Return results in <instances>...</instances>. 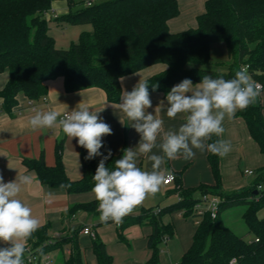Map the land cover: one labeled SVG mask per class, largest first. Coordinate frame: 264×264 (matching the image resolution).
Wrapping results in <instances>:
<instances>
[{
    "label": "trees",
    "instance_id": "trees-1",
    "mask_svg": "<svg viewBox=\"0 0 264 264\" xmlns=\"http://www.w3.org/2000/svg\"><path fill=\"white\" fill-rule=\"evenodd\" d=\"M55 0H0V73L8 72V81L0 91L2 108L11 112L17 105V95L23 94L35 101L45 96L44 82L62 77L67 93L98 88L107 102H120L121 77L136 73L152 65L162 64L166 69L147 81L149 92L166 95L185 78L193 84L203 76L234 78L235 72L246 66L257 83L264 85V0H206L205 11L196 18L195 28L171 33L167 22L179 15L177 0H106L74 9L77 0H61L68 12L54 19L59 26L67 24L82 27L75 43L67 49H58L48 35L46 14ZM84 1V0H81ZM223 44L228 64L221 71L210 66L211 46ZM158 85L153 91L152 85ZM236 117L241 118L250 137L264 155V115L257 102ZM220 139L213 136L212 140ZM212 142V141H209ZM124 150V148H123ZM83 177L78 182L67 178L62 166V144L55 147V164H44L43 158L23 160L27 170L34 171L41 185L63 189L68 194L92 191L93 175L97 166L94 159H85L87 150L79 146ZM102 153L107 155V149ZM113 155L105 162L111 170L116 159ZM207 162L214 178V186L197 190H182L175 176L179 201L162 209H143L134 217L122 219L119 228L127 225H149L151 234L147 246L151 251L150 264H159L160 246L164 239L173 237L170 226L161 224V217L169 212L182 211L191 218L192 209L200 196H218L221 202L217 216L205 214L196 227L190 248L177 264H264V169L257 173L254 184L247 189L229 193L220 192L219 156L207 152ZM65 185V187H61ZM256 192V194H255ZM98 202L81 206L95 210ZM243 205V223L252 241L246 242L226 227L220 214L234 206ZM74 210V209H72ZM80 229L52 240L48 225L39 227L27 241L33 254L58 251L65 247L69 253L62 264H83L78 243ZM91 249L97 264H112L105 245L94 238ZM38 264V263H37Z\"/></svg>",
    "mask_w": 264,
    "mask_h": 264
},
{
    "label": "crops",
    "instance_id": "crops-1",
    "mask_svg": "<svg viewBox=\"0 0 264 264\" xmlns=\"http://www.w3.org/2000/svg\"><path fill=\"white\" fill-rule=\"evenodd\" d=\"M205 1L177 0L179 15L167 22L169 31L178 33L195 28L196 18L205 11ZM51 10L58 11L57 14H53V18L68 12L66 3L61 0H55ZM49 14L50 12L46 14L47 19L51 17ZM79 33L77 31L78 35L75 34L77 38ZM54 42L56 47V40ZM216 54L221 57L222 62H210V66L225 71L229 62L225 46H218ZM165 69V65L157 64L124 76L123 83L120 78L121 92L125 89L131 91L141 78L148 80ZM7 81L8 72L0 73V91L5 87ZM44 86L45 96L35 101L28 100L23 94H18L17 105L11 112L3 110L0 99V174L3 175L4 181L6 183L13 181L17 175H31V184L22 187L18 198L31 207L33 216L40 221V227L48 225V236L53 241L70 231L89 227L94 233V238L105 245L107 253L112 258V264H150L151 251L147 246L151 234L149 225L131 224L120 229L113 222H101L100 213L81 207L97 202L92 191L68 194L63 189L49 188L39 183L34 171L24 167L23 160L39 159L40 157L43 158L46 166H54L55 147L61 143V161L67 178L71 182H78L83 177L76 138L71 139L62 131L57 132L54 129H33L29 124V118L35 114L34 110L54 109L63 116L66 108L71 111L78 104L86 106L92 111L102 109L98 115L112 129V134L103 138V148L110 149L113 155L123 154V148H135L140 140L139 133L130 126L131 121L116 107L117 104L107 102L106 95L102 90L90 88L67 93L62 77L48 80L44 82ZM149 93L152 107L147 111L155 114V107L163 101L164 106L161 107L158 115L164 121V128L165 130H177L184 122L182 115H178L175 119L168 118L166 95L158 92ZM258 103L261 105L264 115V93L258 99ZM120 120L124 124H121ZM223 127L225 131L219 138L231 142V151L226 156H219L220 192L229 193L250 188L255 182L257 173L264 169V155L250 137L241 118L236 115L231 120L225 118ZM103 148L100 149L101 152ZM194 151H196V155L191 160L166 161L162 166L165 174L173 173L174 176L179 177L182 190H197L201 186H214L215 183L207 162V151L204 153L198 150ZM153 153L160 154L158 149H153ZM101 158L100 156L93 158L97 167ZM138 166L143 170L151 171V162L147 157H140ZM246 170L253 171V175H246L244 173ZM174 189L175 183L167 186L162 183L155 195L148 196L142 205L127 217L137 216L143 209H162L176 203L179 197L176 193H172ZM199 197V191L193 193V198L198 199ZM220 218L222 220V217ZM160 221L162 225L172 228L173 237L161 244L159 264H177L190 248L196 226L191 218L183 216L182 211L166 213ZM222 222L228 227L223 220ZM228 228L232 231L230 227ZM92 240L88 236L81 235L79 231L78 243L83 264H97L91 249ZM6 246L8 245L0 242V247ZM68 253L67 247L63 249L62 254L58 251L50 252L48 254L50 264H62Z\"/></svg>",
    "mask_w": 264,
    "mask_h": 264
},
{
    "label": "clouds",
    "instance_id": "clouds-1",
    "mask_svg": "<svg viewBox=\"0 0 264 264\" xmlns=\"http://www.w3.org/2000/svg\"><path fill=\"white\" fill-rule=\"evenodd\" d=\"M124 79L121 77L122 83ZM148 86V81L141 78L131 91L121 92L116 107L131 121L130 126L139 133L140 140L135 148L123 150L111 170L105 163L112 156L111 150H107V155L100 151L104 147L103 138L112 134L110 125L98 115L102 109L92 111L78 104L71 111L66 108L63 116L54 109L34 110L35 114L29 118L33 129H54L76 138L77 144L87 150L85 159L102 157L93 175L92 188L101 222L111 220L119 224L148 196L155 195L166 179L162 168L166 161L191 160L196 155L194 150L226 156L231 151V142L213 141V136H222L225 118L231 120L238 111L255 105L264 93V85L253 80L247 67H241L234 78L227 80L205 75L201 82L193 84L185 78L166 94L167 117L175 119L182 115L184 122L177 130H165L158 115L164 102L155 107V114L147 111L152 107ZM152 88L155 91L158 85ZM153 149L160 154L153 153ZM140 157L151 162V171L138 166ZM31 182V175H17L6 183L0 174V242L8 245L0 247V264H24L27 241L40 227L31 207L18 198L22 187Z\"/></svg>",
    "mask_w": 264,
    "mask_h": 264
},
{
    "label": "rangeland",
    "instance_id": "rangeland-1",
    "mask_svg": "<svg viewBox=\"0 0 264 264\" xmlns=\"http://www.w3.org/2000/svg\"><path fill=\"white\" fill-rule=\"evenodd\" d=\"M77 5L74 9H79L83 8L87 1L89 0H77ZM106 0H92V4L100 3ZM200 2H203V0H198ZM181 3V2H180ZM58 11L51 10L50 14L51 19H47L48 21V35L52 37L54 40H56V47L59 49H67L70 45L71 42L75 43L77 41V36H75L76 32L79 31L81 32L83 30L82 27H77V26H71L67 24H62V26H59L57 22L54 21L53 14H57ZM74 30V31H73ZM78 35V34H76ZM218 46H224V45H213L211 48V54H210V62H222V59L220 56L216 54V48ZM245 206L243 205H238L234 206L232 208L226 209L221 212L220 217H222V220L228 227L232 229V231L237 235L242 237L246 242L252 241L253 236L248 233L243 220H242V215L245 211L244 209ZM244 209V210H243ZM264 215V209L259 212L258 216Z\"/></svg>",
    "mask_w": 264,
    "mask_h": 264
},
{
    "label": "built area",
    "instance_id": "built-area-1",
    "mask_svg": "<svg viewBox=\"0 0 264 264\" xmlns=\"http://www.w3.org/2000/svg\"><path fill=\"white\" fill-rule=\"evenodd\" d=\"M92 5V0L87 1L86 6ZM246 67V66H242ZM260 84V83H259ZM32 105V104H30ZM246 175H253V171H248L246 170L244 172ZM169 173H166V179L163 182V185L167 186L170 184H173L175 182V176L173 173H170L171 175H168ZM264 187L259 185L257 187V190H262ZM179 201V198H178ZM221 202V199L218 196L210 195V194H205L201 195L198 198V201L195 203L192 209V216L191 219L193 220L194 225L197 227L200 223V219L205 215L208 214L210 218L214 219L217 216V210L218 206ZM98 209V204L96 206V212ZM99 213V212H98ZM108 222H112L111 220ZM114 223V222H113ZM117 226L119 224L115 223ZM80 234L84 236H88L91 239H94V233L91 231L89 227H83L80 230ZM166 241V239H164ZM47 254L42 255L41 257H37L36 255L33 254L32 249L27 246V251L25 252L24 255V264H50V257Z\"/></svg>",
    "mask_w": 264,
    "mask_h": 264
},
{
    "label": "water",
    "instance_id": "water-1",
    "mask_svg": "<svg viewBox=\"0 0 264 264\" xmlns=\"http://www.w3.org/2000/svg\"><path fill=\"white\" fill-rule=\"evenodd\" d=\"M255 194H256V192H255Z\"/></svg>",
    "mask_w": 264,
    "mask_h": 264
}]
</instances>
